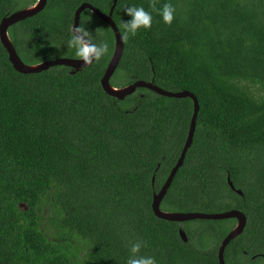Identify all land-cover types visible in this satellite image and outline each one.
Returning a JSON list of instances; mask_svg holds the SVG:
<instances>
[{"label": "trees", "instance_id": "trees-1", "mask_svg": "<svg viewBox=\"0 0 264 264\" xmlns=\"http://www.w3.org/2000/svg\"><path fill=\"white\" fill-rule=\"evenodd\" d=\"M35 1L0 0V20ZM112 1L47 0L8 36L27 65L77 58L66 45L75 10L89 3L108 14ZM165 3L176 8L171 25L150 0L116 1L121 36L125 6H143L153 20L123 40L110 84L153 81L196 97L193 141L160 209L242 212L246 225L224 263L264 264V0H157V9ZM79 26L109 51L74 75L64 66L17 73L0 44V264H126L137 239L146 241L138 255L157 264H218L234 219L175 223L151 210L186 140L192 100L147 89L122 101L106 95L113 32L89 10Z\"/></svg>", "mask_w": 264, "mask_h": 264}, {"label": "water", "instance_id": "water-1", "mask_svg": "<svg viewBox=\"0 0 264 264\" xmlns=\"http://www.w3.org/2000/svg\"><path fill=\"white\" fill-rule=\"evenodd\" d=\"M116 1L117 0L112 1V6L108 14L102 13L101 11H99L97 8H95L89 3L80 4L79 7L74 12L72 26H79V19L81 13L84 10H89L92 14L98 17V19H100L102 22L107 24L113 32L114 35L113 52L104 70V73L100 79V86L106 95L122 101L126 96L133 94L137 89H147L159 96H163L167 98H175V99L189 98L192 100L193 112L189 123V129L186 140L180 152L179 158L177 159L175 165L170 170V173L167 176L166 180L164 181L163 185L160 187V189L157 192H154L152 194L151 210L153 215L157 219L168 222H175V223H184L194 220L220 221V220L234 219L236 221L235 226L227 233V235L223 238V240L221 241L218 247V253H217L218 264H225L223 255L226 246L230 243V241H232L242 233L246 225V217L242 212L232 209L217 213H204V212L181 213V212H165L160 209L161 201L166 195L167 190L169 189L171 182L174 179L177 171L182 167L186 153L192 144L193 135L195 131L196 117L199 109L198 102L196 97L188 91H179V92L166 91L156 86L153 83V81L147 82L143 80H135L133 83L121 88H115L111 86L110 78L114 74L122 58L123 50H124V43L122 36L112 20V11L115 7ZM46 4H47V0H36L34 4L22 10L15 11L1 18L0 44L5 49L7 53L8 62L11 64L12 68L17 73L27 75V74L40 73L42 71H46L56 66H64L70 68L71 69L70 74L74 75L79 70L91 66L92 64L86 66L84 62L80 61L78 58H69V57L49 59L34 65H27L19 58L8 36V29L14 24H17L41 12L42 10H44ZM153 180L154 178H152V182ZM227 184L229 188L232 191H234L237 195L239 196L242 195V192L240 190L234 189V186L231 183L229 177H227ZM178 234L182 242L186 243L187 237L185 232L182 229H179Z\"/></svg>", "mask_w": 264, "mask_h": 264}, {"label": "clouds", "instance_id": "clouds-1", "mask_svg": "<svg viewBox=\"0 0 264 264\" xmlns=\"http://www.w3.org/2000/svg\"><path fill=\"white\" fill-rule=\"evenodd\" d=\"M157 0H150L149 7L153 12H157L162 17L165 24L171 25L175 19L176 8L171 3H165L162 8L157 9ZM125 14L130 17L128 21L122 22V39L127 41L129 35L136 36L140 29H150L152 26V14L146 11L143 6H125ZM96 32H102L101 28H97ZM67 47L75 49V55L83 61L86 66L91 65L93 61L101 60L109 51L107 41L100 43L94 42L92 34L82 26H70ZM142 247H146V241L137 239L130 244V256L126 264H157L155 257H146L138 255Z\"/></svg>", "mask_w": 264, "mask_h": 264}, {"label": "rangeland", "instance_id": "rangeland-1", "mask_svg": "<svg viewBox=\"0 0 264 264\" xmlns=\"http://www.w3.org/2000/svg\"><path fill=\"white\" fill-rule=\"evenodd\" d=\"M27 3V2H26ZM26 3H24V2H20V3H18L16 6H17V8H21L22 7V5L23 4H26ZM55 56H58V57H55V58H64V57H67L68 56V54L67 53H58V54H55ZM54 59V58H53ZM195 224H191V227H196V226H194Z\"/></svg>", "mask_w": 264, "mask_h": 264}]
</instances>
